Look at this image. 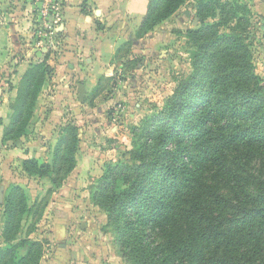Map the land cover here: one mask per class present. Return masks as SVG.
Instances as JSON below:
<instances>
[{
	"label": "trees",
	"instance_id": "16d2710c",
	"mask_svg": "<svg viewBox=\"0 0 264 264\" xmlns=\"http://www.w3.org/2000/svg\"><path fill=\"white\" fill-rule=\"evenodd\" d=\"M190 0H148L142 36ZM199 25L184 35L191 72L163 105L131 128L125 160L105 163L92 194L107 213L122 257L131 264H264V81L255 72L249 7L197 0ZM49 67L26 71L6 138L28 133ZM77 129L66 125L52 161L26 158L28 176L76 166ZM64 173V174H62ZM24 188L3 205L0 264H40L41 241L19 237L31 212Z\"/></svg>",
	"mask_w": 264,
	"mask_h": 264
},
{
	"label": "rangeland",
	"instance_id": "374dc122",
	"mask_svg": "<svg viewBox=\"0 0 264 264\" xmlns=\"http://www.w3.org/2000/svg\"><path fill=\"white\" fill-rule=\"evenodd\" d=\"M236 1L249 7V41L255 72L264 81V0ZM89 2L85 4L89 7L86 9L89 20L84 29L94 27L98 31L92 37L98 43L96 61L104 58L115 65L112 79L99 76L97 70L89 76L92 80L84 81L87 91L83 105H79L75 84L71 85L72 99L58 104L56 88L50 83L55 78V69L47 70L28 133L8 139L4 136L5 126L0 135V244L5 198L12 186L20 185L26 192L31 212L23 220L19 237L30 234L31 238L42 242L40 264H131L121 256L114 243V233L107 224V213L94 202L92 194L105 163L128 158L125 153L131 148V128L159 109L180 79L192 70L184 31L199 25L195 12L197 0L186 2L142 36L137 29L148 0ZM101 8L102 15L96 16L94 9ZM98 18L103 21L98 22ZM87 29L84 35L90 37ZM76 32L81 35L78 28ZM85 37L72 43L64 42L59 36L60 44L50 56L52 64L78 61L77 64L87 66L86 57L90 54L80 52L82 56L73 57L71 54L78 42L86 41ZM119 46L120 52L114 54ZM37 64L46 67V57L32 55L24 64L14 66L13 72L10 70L13 77L2 86L5 95L1 97L7 102L0 108V124L7 121V117L8 125L12 121L17 88L26 71ZM104 124L105 132L97 139L95 130ZM66 125L77 129L78 169L74 174L62 175L57 183L51 181L55 174L28 176L22 169L23 160L32 157L51 163L55 142Z\"/></svg>",
	"mask_w": 264,
	"mask_h": 264
},
{
	"label": "crops",
	"instance_id": "0c3cea01",
	"mask_svg": "<svg viewBox=\"0 0 264 264\" xmlns=\"http://www.w3.org/2000/svg\"><path fill=\"white\" fill-rule=\"evenodd\" d=\"M89 1L92 3L95 2L97 4L101 2V0H63L64 5L61 15V22L58 25L55 33L50 34L45 39H51L52 45L48 46V44H46L47 42L44 41L45 44L43 46L36 47L31 28L33 9L35 7L34 0H0V101H2L0 108H4V103L7 102L5 97H1L5 95L4 88L2 86L7 84V80L9 78L13 77L14 74L12 72L14 70V66H20L21 64H24L26 59H29L32 55L38 58L45 56L46 65L49 66L50 69H55V78L54 80H51L50 83H52L56 88L55 101L58 104L61 101L64 103L65 101L72 99L73 93L71 91V85L75 84L76 90L78 92V86L79 84H82L84 93L82 98H80L78 94V100L79 105H83L87 91L84 81L87 78L92 80V78L89 76L93 75V73L97 70L99 71V76H103L106 79H112L115 73V65L109 64V62H106L104 58H102L101 61H96L97 54H95V51L98 49L96 47L98 43H96L92 37L96 36L98 31L96 32V28L94 27L92 30L90 28L89 30L86 28L88 30L87 32L90 34V37H87V35L85 37L84 35V31L86 30L84 29V25L89 20L87 14L88 11H86V9H89V7L86 6L88 3H90ZM94 13L96 16H98L97 14L102 15V8L101 10L94 9ZM143 13L145 14V12ZM96 20L98 22L103 21L101 18ZM76 28L81 31L80 36L77 35ZM59 36L63 37L64 42L71 41L72 43L75 42V40H79L80 37L86 38L87 42H78V45L74 47L78 54H76L75 50L71 54L72 57L73 55L82 56L80 52H83V54H90L88 57H86V63L88 64L87 66H82L80 63L77 64L78 61L75 64H65L63 61L57 64H52L53 61L51 60L50 56L54 50H57L58 45L60 44L58 40ZM119 49L120 46L117 48L114 54L120 52ZM10 70H12L11 76L9 73ZM98 82H96V84H98ZM6 119L7 121L5 120L2 124H0V135L3 134L4 127L8 125L9 117ZM107 123L109 122H106V124ZM106 124L102 125L103 127L95 130L96 135H98L97 139L101 138V135L104 134L105 130H103V128H105L104 126ZM114 128L115 127H111V129ZM78 161L79 157L76 154V166L70 172L71 174H74V172L78 169Z\"/></svg>",
	"mask_w": 264,
	"mask_h": 264
},
{
	"label": "built area",
	"instance_id": "2783aa9c",
	"mask_svg": "<svg viewBox=\"0 0 264 264\" xmlns=\"http://www.w3.org/2000/svg\"><path fill=\"white\" fill-rule=\"evenodd\" d=\"M33 19L31 22L35 46L52 45V40H45L54 34L61 22L63 0H34ZM45 41V42H44Z\"/></svg>",
	"mask_w": 264,
	"mask_h": 264
},
{
	"label": "water",
	"instance_id": "95a60500",
	"mask_svg": "<svg viewBox=\"0 0 264 264\" xmlns=\"http://www.w3.org/2000/svg\"><path fill=\"white\" fill-rule=\"evenodd\" d=\"M83 93H84V88H83V85L82 84H79L78 86V94H79V97L82 98L83 97ZM2 189V188H1ZM1 201V199H0Z\"/></svg>",
	"mask_w": 264,
	"mask_h": 264
}]
</instances>
